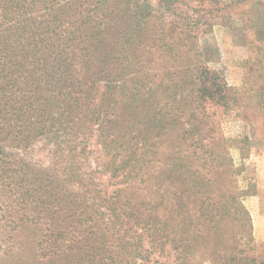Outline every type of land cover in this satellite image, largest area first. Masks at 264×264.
<instances>
[{
  "label": "rangeland",
  "instance_id": "rangeland-1",
  "mask_svg": "<svg viewBox=\"0 0 264 264\" xmlns=\"http://www.w3.org/2000/svg\"><path fill=\"white\" fill-rule=\"evenodd\" d=\"M33 1L0 14V264L263 260L264 0ZM200 132L228 139L253 238L234 211H169Z\"/></svg>",
  "mask_w": 264,
  "mask_h": 264
},
{
  "label": "trees",
  "instance_id": "trees-1",
  "mask_svg": "<svg viewBox=\"0 0 264 264\" xmlns=\"http://www.w3.org/2000/svg\"><path fill=\"white\" fill-rule=\"evenodd\" d=\"M34 7L35 3L33 0H0V8L2 10L0 11V14L2 15V19L10 16L11 13L12 15L7 18L9 21H13L15 19L16 15L14 13L17 11H21L25 8L27 14H29V12L33 11ZM6 11H9L10 13H6ZM25 18V22L31 21L32 26H36L37 23L42 22L35 16H29L28 18L26 16ZM26 26H28V24H24V27H22V30L19 32L25 34ZM12 27L13 25L11 24L8 29H12ZM30 38L33 39V41L36 39L34 33L32 36H30ZM2 39L3 38L0 34V40ZM61 57H63V55H61ZM72 58H74V56ZM59 64L61 67H64V71L67 72L70 78H72L74 81H76L80 75L83 78L91 77V75L88 73L90 71L88 67H86L83 71H78L72 67L70 62H67L66 59L64 60V58H60ZM88 64L89 63L86 62L85 66H88ZM205 73L206 72H203L202 74L199 72L196 73L200 79L199 82L201 85L206 83V81L202 79L203 76L207 74ZM57 80L58 82H64L69 79L58 78ZM203 89L207 90L205 86ZM195 99L198 100L197 94L195 95ZM199 127L201 128V124H199ZM199 127H197L198 132L200 130ZM46 128L47 127L44 126L42 129L44 130ZM201 134L204 133H197L198 137L196 139V141L200 142L199 151L195 153L189 151L186 153L183 151L184 157H177L175 161H171V171H173V174H170V176L171 178H175V176L178 175V179H182L183 182H185L190 187V189L187 190V195L188 199L190 198L191 205H193L191 206L187 202H184L182 199H180L178 202L174 201V207L169 211H196L195 206L196 208L199 207L200 211H204V214L205 211H234V213L239 216L241 226L247 228V232L249 233L248 236L253 238L250 232L252 229L251 215L241 200V195L239 193L236 180L237 169L234 166L233 159L227 150L228 139L226 137L219 136L216 140L217 146L208 147V145L203 144L204 138L201 137ZM157 136H160L159 132ZM190 138H192L190 132L188 134L185 133L181 135L179 139V146L182 144V142L183 144H186V141H188ZM180 147L182 149V146ZM193 155H195V161L197 164L190 163L189 165V163H181L185 158L187 162L191 161ZM124 166H128V162L124 164ZM221 185L224 187L220 190ZM175 191H178V189ZM168 195L172 200H174V198H177L178 193H173V191L170 190ZM198 195L200 196L199 199L197 198ZM161 203H165L164 199L162 198ZM223 213L224 212H222V214ZM248 241L251 242L252 239H249ZM235 248L236 245L234 242L229 245H224L223 248L221 246H217L216 249L218 250V254L221 255L223 253L224 255V261H220V264H264V259L259 260L248 255H244V252H246L245 249H243V252L240 254H237L234 251Z\"/></svg>",
  "mask_w": 264,
  "mask_h": 264
}]
</instances>
